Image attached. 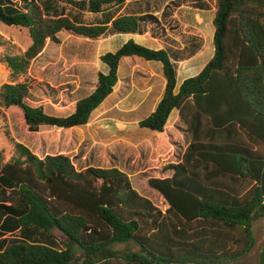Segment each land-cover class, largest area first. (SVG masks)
Segmentation results:
<instances>
[{
    "label": "trees",
    "instance_id": "trees-1",
    "mask_svg": "<svg viewBox=\"0 0 264 264\" xmlns=\"http://www.w3.org/2000/svg\"><path fill=\"white\" fill-rule=\"evenodd\" d=\"M14 1L0 0V23L27 29L30 44L14 53L0 37V64L9 72V82L0 87V108H18L29 132L86 125L112 95L120 60L136 57L159 62L165 79L156 108L138 127L162 133L176 109L190 143L179 163L164 167L170 177L147 180L168 205L161 212L116 168L76 171L64 155L41 159L11 140L15 157L3 163L0 153V237L16 231L19 237L0 238V264H231L245 259L255 245L252 226L264 219V0H215L213 55L176 93V69L166 49L129 39L101 55L107 72L97 74L94 90L66 117L26 102L27 70L46 42L58 44L62 31L91 40L109 32L136 34L141 22L157 19L123 15L109 25H84L47 14L35 0H20L23 10ZM124 2L87 0V5L99 14ZM5 134L10 138L7 125ZM11 194L17 204H8ZM53 229L65 237L64 249L54 241L43 244L44 233L53 237ZM37 231L43 238L37 239ZM259 264H264V244Z\"/></svg>",
    "mask_w": 264,
    "mask_h": 264
},
{
    "label": "rangeland",
    "instance_id": "rangeland-1",
    "mask_svg": "<svg viewBox=\"0 0 264 264\" xmlns=\"http://www.w3.org/2000/svg\"><path fill=\"white\" fill-rule=\"evenodd\" d=\"M35 1L47 14L67 16L84 25H109L112 19L127 13L126 9L123 11L124 5H122L103 13L93 14L88 10L87 0ZM147 1L152 12H159L163 0ZM195 1L201 4L202 0H174L167 5L165 14L171 13L174 9L172 7L181 3L194 7ZM203 1L205 8L213 10L215 0ZM54 4L55 9H53ZM12 5L19 10L25 7L24 2L20 0H15ZM134 8L135 5L130 10L133 11ZM156 28L157 30L155 25L152 26L151 35L153 38H160L158 42L162 46L165 41V47L170 48L172 44L173 49H176L173 50L174 52L184 48L182 55L178 53L172 58L183 55L185 57L186 54L197 51L203 45V39L185 34L182 35L180 43L175 44L173 40L163 39V34L160 35V27ZM0 37L7 46L13 47L14 53L25 51L30 44L28 30L21 27L5 26L0 23ZM57 37L60 42L55 44L47 41L43 51L29 65L26 74L29 95L26 102L32 107L42 106L48 115L66 117L74 111L78 100L94 90L97 74L107 72V67L99 57L118 50L123 45L124 37L109 32L99 39L91 40L68 31L60 32ZM144 62L136 57H125L120 60L118 81L112 95L91 113L88 123L84 126L63 129V131L43 126L38 129V133L29 132L23 114L18 108L5 110L0 108L2 162L6 163L15 157L11 141L13 140L27 147L41 159L46 155H64L69 158L76 171L88 167L116 168L129 178L131 187L140 196L147 198L164 212L168 205L157 191L147 185V180L170 175L164 172V167L179 162L186 146V133L184 125L180 123L169 125L163 130L164 133L138 127L137 122L151 113V107L164 91L160 79L162 72L159 70L155 73L154 67ZM157 65L158 69H161L159 64ZM8 75L6 67L0 64V87L9 82ZM5 125L8 127L10 138L5 134ZM17 203L18 197L11 194L8 204ZM252 229L255 236L253 249L245 259L231 264H259V255L264 244V219L255 222ZM36 236L37 239L43 238L39 232ZM52 236L49 237L44 233L47 243L43 244L49 245L54 241L57 249H64L67 243L65 237L55 229L52 230ZM18 237L19 232L16 231L12 234H2L0 238L11 240ZM72 248L79 255V251ZM115 263L117 262L113 261L111 264Z\"/></svg>",
    "mask_w": 264,
    "mask_h": 264
},
{
    "label": "crops",
    "instance_id": "crops-1",
    "mask_svg": "<svg viewBox=\"0 0 264 264\" xmlns=\"http://www.w3.org/2000/svg\"><path fill=\"white\" fill-rule=\"evenodd\" d=\"M172 1H174V0H163V4H162L159 12H157V11L152 12V9H151L150 5L148 4L147 0H125V2L123 4L124 5L123 11L126 9L127 13H125L124 15H132V16H136V17L150 15V16L155 17L157 19V22L154 23V22H151L149 20H145L144 22H141V24H140L141 32L140 33H136V34H115V35L124 37L122 44L127 42L129 39H132L135 41V43H138L144 47H149V48L151 47L153 50L166 49L169 52V55L171 57V61L174 63L175 69H176V85H175V89H174V93H176L178 91V88L181 85V83L185 79L197 75L213 55L214 49H213V45H212V37H213L214 28L212 25V20L214 17L215 9H214V7H213V10L208 9V7L205 8L204 3H202L204 1L202 0L201 4L197 1H195L194 7L185 6L184 3L177 4L178 6L172 7L174 9L171 13L169 12L168 14L167 13L165 14V9H167L166 8L167 5H169V3H171ZM134 5L136 6V8H134L133 11L130 10L133 8ZM127 7L128 8L130 7V8L128 9ZM147 23L148 24L150 23L149 24L150 26L147 25ZM151 24H153L152 25L153 27L155 25L156 30H157L156 27H160V35L163 34V39L168 38L170 40H173L175 44H176V42L180 43V39H181L182 35L185 34L186 36L193 35L194 37H196L198 39H201V40L203 39L202 40L203 45L197 51H194L193 53H188L185 55V57H183L184 55L183 56H181V55L183 53L184 48H181L180 51L174 52L173 50H176V49H173L174 47H172V44L170 45L171 49L167 48V46L165 47V45H164L165 41L163 42V46H162L158 42V40H160V38H158V37L153 38L152 37V35H151V33H152ZM208 43H209V46H208ZM178 53L181 54L180 55L181 57L172 58V57H174L173 55L177 56ZM205 56H207V57H205ZM201 61H203L202 64L199 65V68H197L199 62H201ZM144 63L145 64H147V63L151 64L154 67L153 71L155 73H156V71H159V70H160V72H162V66L159 62H151L150 63V62L145 61ZM157 64H159L161 69L160 68L158 69ZM193 69L196 71L192 72L191 70H193ZM160 76H161V73H160ZM160 79L162 81V90H164L165 79L163 78V74H162V77ZM161 96H159V97L161 98ZM160 98H158L157 101H155L154 106H152L150 109V112L154 111V109L156 108ZM168 120H171V122H172L171 124H173V125L177 124V123L184 125L183 128L185 129V133H186V137H185V142H186L185 148H186L187 145L190 143V138L186 132V126L183 123V121L180 119V117L178 115V111L176 109L171 111V113L167 119V122L165 124L164 129L168 125V122H169ZM185 148H184V150H185ZM182 154H183V152H182ZM181 157H182V155H181ZM181 157H180L179 162L181 161ZM179 162H177V163H179ZM165 173H170V175L168 177L171 176V171H168ZM163 178H166V177H163Z\"/></svg>",
    "mask_w": 264,
    "mask_h": 264
}]
</instances>
